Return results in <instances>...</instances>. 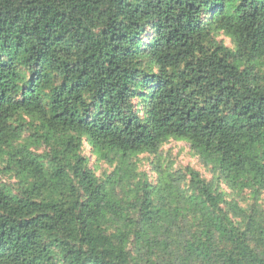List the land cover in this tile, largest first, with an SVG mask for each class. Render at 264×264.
I'll list each match as a JSON object with an SVG mask.
<instances>
[{
    "label": "trees",
    "instance_id": "16d2710c",
    "mask_svg": "<svg viewBox=\"0 0 264 264\" xmlns=\"http://www.w3.org/2000/svg\"><path fill=\"white\" fill-rule=\"evenodd\" d=\"M0 174V264H264V0H0Z\"/></svg>",
    "mask_w": 264,
    "mask_h": 264
},
{
    "label": "rangeland",
    "instance_id": "374dc122",
    "mask_svg": "<svg viewBox=\"0 0 264 264\" xmlns=\"http://www.w3.org/2000/svg\"><path fill=\"white\" fill-rule=\"evenodd\" d=\"M218 40L224 41L226 45L229 47H234L233 41L230 37L220 33L217 36ZM30 134V131L25 133V138ZM89 144H85L84 153L90 158V166L94 167L98 174H103L112 171L117 165V161H114L112 164L107 162L106 160L98 157V155L92 152V149ZM35 149V148H32ZM43 149H39L37 152H42ZM132 160L136 164L137 177L134 182L142 181L145 179L147 175L149 181L155 182L158 173L156 169L158 167H163L168 170H183L187 167H193L200 171H203V175H205L208 179H213V172L209 167H206L204 163L200 160V158L193 154L190 145L188 142L184 140H175L170 139L166 143H164L158 153H140L137 156H134ZM13 179L8 174H0V181L2 182H11ZM214 182L216 184L221 185V187L225 188V185L219 181L217 176H215ZM229 192V190L226 188ZM242 201L246 205L249 202V198H242ZM264 206V200H261Z\"/></svg>",
    "mask_w": 264,
    "mask_h": 264
}]
</instances>
